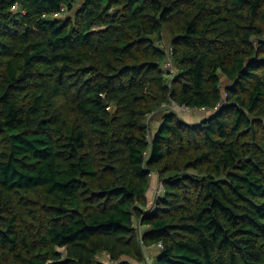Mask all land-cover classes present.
Returning a JSON list of instances; mask_svg holds the SVG:
<instances>
[{
  "label": "trees",
  "instance_id": "trees-1",
  "mask_svg": "<svg viewBox=\"0 0 264 264\" xmlns=\"http://www.w3.org/2000/svg\"><path fill=\"white\" fill-rule=\"evenodd\" d=\"M149 252L264 264V0H0V264Z\"/></svg>",
  "mask_w": 264,
  "mask_h": 264
},
{
  "label": "rangeland",
  "instance_id": "rangeland-1",
  "mask_svg": "<svg viewBox=\"0 0 264 264\" xmlns=\"http://www.w3.org/2000/svg\"><path fill=\"white\" fill-rule=\"evenodd\" d=\"M163 41H164V44H166V47H168V39L167 37L164 35L163 37ZM169 48V47H168ZM169 108H171L172 110H175L179 116L181 117H185V118H190V113H192V111L190 109H184L183 107H180V106H177L176 104H170L168 106ZM210 113V112H209ZM161 114L159 113V115H156L153 119H151V127L155 130L157 128V123L155 122L156 120H159ZM200 117V114L199 116H197V118ZM195 118V119H197ZM190 120V119H189ZM155 179V177L153 178V180ZM160 187V181L158 180V178H156V182L154 183V186H153V189L151 188L150 191H149V196H150V199H154L155 197V191ZM59 250H61L63 253L65 251L64 248H59ZM152 252H149L147 253V256H148V264L151 262L152 260ZM100 258H104L103 256L100 255ZM105 259V258H104Z\"/></svg>",
  "mask_w": 264,
  "mask_h": 264
},
{
  "label": "crops",
  "instance_id": "crops-1",
  "mask_svg": "<svg viewBox=\"0 0 264 264\" xmlns=\"http://www.w3.org/2000/svg\"><path fill=\"white\" fill-rule=\"evenodd\" d=\"M208 113H209V111H206L205 109H193L192 113H190V118H189L190 120L188 118H185V117L184 118L182 117V118L187 122L194 123V122H198V121L203 120V118H205L208 115ZM199 114H200V117L197 118V116H199ZM195 118H197V119H195ZM159 120L155 121L157 123V125L160 123ZM155 182H156V178L152 181V186H151L152 189H153Z\"/></svg>",
  "mask_w": 264,
  "mask_h": 264
},
{
  "label": "built area",
  "instance_id": "built-area-1",
  "mask_svg": "<svg viewBox=\"0 0 264 264\" xmlns=\"http://www.w3.org/2000/svg\"><path fill=\"white\" fill-rule=\"evenodd\" d=\"M62 11H66V6L65 5L62 6ZM60 14L61 13L58 12L55 15H60ZM163 66H164L165 69H172V65H171V61L170 60L166 61ZM183 108L186 109V107H183ZM150 175H151V177H154L153 173H151ZM163 189H164V187H163L162 183L160 182V187L155 191L156 192L155 195L159 194L161 191H163Z\"/></svg>",
  "mask_w": 264,
  "mask_h": 264
}]
</instances>
